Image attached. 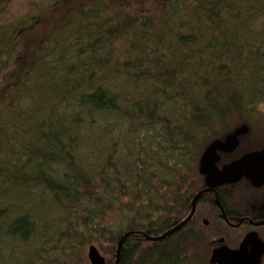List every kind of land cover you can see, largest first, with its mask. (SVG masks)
<instances>
[{"label": "trees", "instance_id": "trees-1", "mask_svg": "<svg viewBox=\"0 0 264 264\" xmlns=\"http://www.w3.org/2000/svg\"><path fill=\"white\" fill-rule=\"evenodd\" d=\"M12 1L0 0V264H90L91 245L114 264L128 232L119 264H207L190 230L142 233L186 210L205 145L264 124V0L29 1L20 17L5 15Z\"/></svg>", "mask_w": 264, "mask_h": 264}, {"label": "flooded vegetation", "instance_id": "flooded-vegetation-1", "mask_svg": "<svg viewBox=\"0 0 264 264\" xmlns=\"http://www.w3.org/2000/svg\"><path fill=\"white\" fill-rule=\"evenodd\" d=\"M241 126H246V132L235 138L236 145L232 150H218V160L215 163L220 172L231 171L233 164H237L241 177L209 188L205 183V176L199 172L203 152L212 141L224 140ZM260 129L264 131V124H238L204 146L197 164L199 183L186 195L187 208L162 232L182 222L192 211L193 201L196 199L191 219L168 238L192 231L194 238L200 243L201 257L207 264H211V255L217 249L226 247L229 251H238L247 238L251 239V245L247 248L243 261L247 264H264V132L261 134ZM252 154L262 156L248 160V156ZM247 174L252 175L254 180Z\"/></svg>", "mask_w": 264, "mask_h": 264}, {"label": "water", "instance_id": "water-1", "mask_svg": "<svg viewBox=\"0 0 264 264\" xmlns=\"http://www.w3.org/2000/svg\"><path fill=\"white\" fill-rule=\"evenodd\" d=\"M246 130H247L246 126H241L237 128L234 131V133L228 134L224 140L216 139L212 141L209 144V146L206 148V150L203 152L202 157L200 159L199 172L201 175L205 176V183L209 188L236 181L241 177L242 173L238 171L237 164H233V168L231 171L220 172L216 169L215 163L218 160L217 151L232 150V147L236 145L235 138L238 135L244 134ZM261 156L262 155L252 154L248 156V160L250 158L252 159L261 158ZM247 176L251 177V179L254 180V178H252L253 177L252 175L247 174ZM195 204H196V199L193 201V207L190 214L182 222L178 223L176 226L169 229L168 231H165L164 233L157 236L148 235L142 232L140 233H142L146 237V239L150 241H160L162 239H165L166 237L170 236L171 234H173L174 232L178 231L179 229H181L186 225V223L191 219L194 213ZM132 234H135V232L126 233L119 241L116 251V260L114 264L120 263L123 243L126 240V238H128ZM250 245H251V239L247 238L244 240L243 244L241 245V248L238 251H229L226 249V247L217 249L211 255L210 263L211 264H245L246 262L243 261V257L247 255L246 250ZM87 257L90 264H106L105 256L101 254V252L98 250V248L95 245H91L88 248Z\"/></svg>", "mask_w": 264, "mask_h": 264}, {"label": "rangeland", "instance_id": "rangeland-1", "mask_svg": "<svg viewBox=\"0 0 264 264\" xmlns=\"http://www.w3.org/2000/svg\"><path fill=\"white\" fill-rule=\"evenodd\" d=\"M32 2V3H36V9L35 10H38V8L40 7V6H42V5H44V4H48V3H50V1L51 0H14V1H12L11 3H10V6H9V10H8V12L6 11V14L5 15H7V14H11V15H17L18 17H20L19 15H23L24 16V14L27 12V11H29V5H28V2ZM40 27V29H42L43 30V28L45 27L44 25H42L41 24V26H39ZM264 106H260L259 108L261 109H264L263 108ZM261 115L262 114H264V112L262 113H260ZM260 121H262V122H264V118L263 119H260ZM260 132H261V134H262V132H264V131H262V129H260ZM26 198L27 199H23V200H25V201H30V202H32L33 203V205L34 206H37V205H39L40 203H39V200L38 199H36V195H35V193H33V194H30V195H26ZM37 219H38V217H37ZM37 221V220H36ZM34 251V250H33ZM102 255H105V250H103L102 249ZM198 264H200V262H198Z\"/></svg>", "mask_w": 264, "mask_h": 264}]
</instances>
